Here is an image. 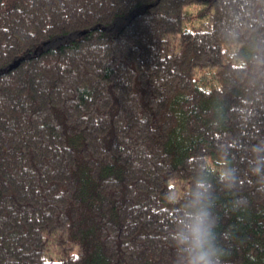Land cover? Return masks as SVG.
Returning <instances> with one entry per match:
<instances>
[{"label": "trees", "instance_id": "trees-1", "mask_svg": "<svg viewBox=\"0 0 264 264\" xmlns=\"http://www.w3.org/2000/svg\"><path fill=\"white\" fill-rule=\"evenodd\" d=\"M257 147L264 0H0V264H175L198 178L264 264Z\"/></svg>", "mask_w": 264, "mask_h": 264}, {"label": "clouds", "instance_id": "clouds-1", "mask_svg": "<svg viewBox=\"0 0 264 264\" xmlns=\"http://www.w3.org/2000/svg\"><path fill=\"white\" fill-rule=\"evenodd\" d=\"M258 152L264 148L257 147ZM255 174H264V166L254 168ZM220 182L231 188L235 183V173L226 168ZM264 190V188H261ZM212 186L203 178H198L182 204V213L174 222L173 247L177 253L175 264H224L226 250L218 233L219 218L214 212ZM246 199L235 204V209L246 207Z\"/></svg>", "mask_w": 264, "mask_h": 264}]
</instances>
